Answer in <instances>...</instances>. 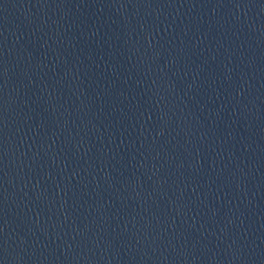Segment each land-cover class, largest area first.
<instances>
[{
  "label": "water",
  "instance_id": "water-1",
  "mask_svg": "<svg viewBox=\"0 0 264 264\" xmlns=\"http://www.w3.org/2000/svg\"><path fill=\"white\" fill-rule=\"evenodd\" d=\"M0 264H177L93 0H0Z\"/></svg>",
  "mask_w": 264,
  "mask_h": 264
}]
</instances>
